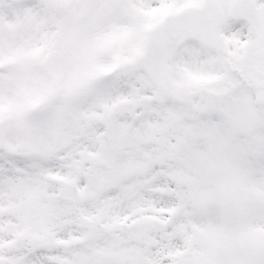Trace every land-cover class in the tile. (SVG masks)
Masks as SVG:
<instances>
[{
    "label": "snow or ice",
    "instance_id": "snow-or-ice-1",
    "mask_svg": "<svg viewBox=\"0 0 264 264\" xmlns=\"http://www.w3.org/2000/svg\"><path fill=\"white\" fill-rule=\"evenodd\" d=\"M0 264H264V0H0Z\"/></svg>",
    "mask_w": 264,
    "mask_h": 264
}]
</instances>
